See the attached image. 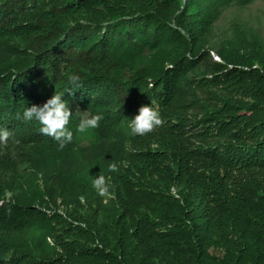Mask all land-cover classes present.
Segmentation results:
<instances>
[{
  "label": "trees",
  "instance_id": "1",
  "mask_svg": "<svg viewBox=\"0 0 264 264\" xmlns=\"http://www.w3.org/2000/svg\"><path fill=\"white\" fill-rule=\"evenodd\" d=\"M231 1L0 0V48L16 54L0 68V130L42 153L40 183L11 199L0 186V264H264V49L238 27L219 61L207 42ZM55 93L73 113L63 149L23 119ZM145 105L164 122L133 135ZM86 110L103 119L80 133ZM123 135L119 172L42 169Z\"/></svg>",
  "mask_w": 264,
  "mask_h": 264
},
{
  "label": "rangeland",
  "instance_id": "2",
  "mask_svg": "<svg viewBox=\"0 0 264 264\" xmlns=\"http://www.w3.org/2000/svg\"><path fill=\"white\" fill-rule=\"evenodd\" d=\"M236 27L245 32L247 40L252 36L258 37L264 49V0H232L229 4L219 7L207 38L211 59V53L215 54L221 47L239 42ZM15 57L14 50L0 48V68ZM203 71L201 68L196 74L200 75L204 73ZM127 147L124 135L122 138H105L97 144H83L75 154L58 152L42 169L47 172L76 169L102 174L110 169L113 162L119 166V153ZM40 151L39 145H26L14 141L1 142L0 186L13 187L6 190L2 198L11 199L40 183L41 173L34 167V161L42 157ZM104 197L106 207L98 221L110 223L113 214L111 196L108 194Z\"/></svg>",
  "mask_w": 264,
  "mask_h": 264
},
{
  "label": "clouds",
  "instance_id": "3",
  "mask_svg": "<svg viewBox=\"0 0 264 264\" xmlns=\"http://www.w3.org/2000/svg\"><path fill=\"white\" fill-rule=\"evenodd\" d=\"M256 67H259L257 65ZM80 76L71 73L68 74V83L72 85L71 90L79 88ZM62 94L55 93L42 106L33 104L31 107H25L23 119L26 122L36 121L40 124V132L49 136L53 141L58 142L61 149L67 146L73 139V131L68 127L73 113L68 102L62 99ZM103 117L92 112L81 111V116L77 130L85 133L90 129L99 126ZM161 114L151 105L141 106L138 114L132 119H128L127 125L133 135H145L151 133L157 126L163 124ZM11 133L8 130H0V142H7ZM119 166L113 162L110 165L111 172H119ZM109 179L105 175H98L92 179V185L98 195L107 196L110 191Z\"/></svg>",
  "mask_w": 264,
  "mask_h": 264
},
{
  "label": "built area",
  "instance_id": "4",
  "mask_svg": "<svg viewBox=\"0 0 264 264\" xmlns=\"http://www.w3.org/2000/svg\"><path fill=\"white\" fill-rule=\"evenodd\" d=\"M211 55H212V59H213V60H215V61H219L218 57H217L215 54L211 53Z\"/></svg>",
  "mask_w": 264,
  "mask_h": 264
}]
</instances>
